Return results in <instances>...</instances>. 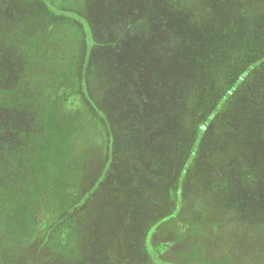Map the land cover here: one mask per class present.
Segmentation results:
<instances>
[{
    "label": "trees",
    "instance_id": "trees-1",
    "mask_svg": "<svg viewBox=\"0 0 264 264\" xmlns=\"http://www.w3.org/2000/svg\"><path fill=\"white\" fill-rule=\"evenodd\" d=\"M43 1L48 15H64V35L69 46L64 49L60 67L56 68L57 80L45 85L55 91L41 92L30 103L33 121L28 127L23 123L16 130L9 119L17 107L29 103L18 95L26 85L12 79L19 78V74L27 75L28 69L42 62L41 28L34 27L36 31L20 33L17 37L26 58L19 74L11 67L3 70L0 65V111L5 114L0 121V253L11 242L20 244L33 237L37 209L46 215L42 249L55 240L61 244L64 231L78 221L86 222L89 195L102 182L91 184L94 165L87 155L92 146L84 144L85 128L73 117L77 111L78 114L85 111L97 127L104 156L108 154V143H117L118 154L123 158L136 156L125 143H142L141 147L147 146L148 150L140 159H145L150 168L155 167L158 156L173 158L172 151L163 148L165 144L196 143L193 159L201 142L217 143L211 155L221 161L224 154L225 170L231 169V177L224 183L225 192H233L232 177L240 172L244 173L238 175L242 181L253 180L247 186L238 182V189L241 193L258 191L250 202L255 210L251 222L263 226L264 57L234 68L232 79L213 93L210 102L202 96L212 93L213 79L206 81L202 71L208 63L209 36L227 34L228 29L222 23L218 26V19L236 0H170L167 4H162L163 0L142 3L136 0L137 5L128 4L126 11L122 7L123 13L117 14L116 23L109 25L117 27L103 28L96 34L86 24L88 20L76 14L74 8L61 9L72 0H59L56 6H52L51 0ZM243 1H252L260 12L264 9V0ZM260 14L257 15L262 18ZM247 17L253 16L241 17L242 28ZM229 22L232 28L233 23ZM259 30L264 32V21ZM83 31L92 32L89 45L99 53L96 46H100L105 33V37L109 34V54L117 53L122 61L116 77L111 71L110 56L109 60L101 61L108 71L103 78L97 70L95 79L104 80L101 94L99 89L91 93L87 83V66H93L92 60H96L88 63L89 57L85 61L77 58L76 43ZM154 31L158 37L152 39ZM173 35L175 40L171 42ZM158 43L161 46L155 48ZM173 52L182 54V60L174 59ZM106 61L109 66L104 65ZM194 62L196 71L192 69ZM52 68L47 65L44 69ZM175 154L178 155L176 150ZM120 162L123 165L121 158ZM232 172L236 174L232 176ZM88 184L90 188L85 192ZM230 186L231 191L227 190ZM66 191L70 194L65 195ZM78 253L74 248L68 255L72 259Z\"/></svg>",
    "mask_w": 264,
    "mask_h": 264
},
{
    "label": "rangeland",
    "instance_id": "rangeland-1",
    "mask_svg": "<svg viewBox=\"0 0 264 264\" xmlns=\"http://www.w3.org/2000/svg\"><path fill=\"white\" fill-rule=\"evenodd\" d=\"M72 1L68 2V7L63 6L61 9L74 8L76 14L80 13L88 20L86 24L94 34L97 31L100 33L103 28L117 27L109 25L116 23L117 14L123 13L122 7L126 11L128 4L137 5L136 0ZM137 2L142 3L143 0ZM161 2L167 4L170 0ZM248 2L236 0L233 5L227 6L224 16L218 19V26L222 23L223 28L228 29L227 34L215 38L214 35L209 36L208 63L204 64L202 70L206 81L211 77L213 79L210 82L212 93L202 95L207 102H210L214 92L225 87L228 80L232 79L231 74L236 70L234 68L248 60L264 57V32L259 30L264 21V9L260 12L258 5ZM50 3L56 6L60 1L51 0ZM257 14L262 15L263 19ZM53 15L47 14L43 0H0L2 69L8 70L11 67L19 74L26 59L17 42L20 33H31L36 31L34 27H40V39L44 45L40 51L43 55L42 62L39 58L40 64L28 69L27 75L19 74V78L12 79L13 82L26 85L18 95L29 102L23 107H17L9 116L16 125V130L20 125L24 126L23 123L27 127L32 123L30 103L37 95L49 90L55 91L45 85L50 81L54 84L57 80L56 68L60 67L64 49L69 44L64 35V15ZM242 16H253L245 18V28L241 26ZM229 21L233 23L232 28ZM21 23L23 27L20 26ZM80 33L76 43L78 61H85L87 57L88 63L92 59L96 60H92L95 62L93 66H87V83L91 93L99 89L101 94L104 92V80L95 77L97 70H100L99 77L106 78L108 74L102 62L109 60L110 56L111 71L115 72L116 77L122 61L117 53L109 54V34L105 37V33L99 41L100 46H96L100 54L95 52V47L91 50V34L84 31ZM155 37H158L156 31L152 33V39ZM173 40L174 35L173 38L171 36V42ZM160 46L158 43L154 47ZM170 47L174 49V45ZM175 57L182 60L179 52H173V58ZM47 65L53 68L45 70ZM104 65L109 66V61ZM192 69L196 71L195 62ZM4 116L0 111V121ZM73 117L85 128L84 144L92 146L87 155L94 165L90 173L94 177L91 184L102 182L100 188H95L89 195V212L84 220L86 222L78 221L73 228L64 231L60 237L61 244L55 240L51 246L42 249L46 215L44 211L37 209L33 237L20 244L11 242L0 253V264H217V261L228 264H264V223L260 226L251 222L255 210L250 202L255 200L258 191L239 192L238 182L247 186L253 180L247 178L242 181L238 175L242 176L244 173L232 172V176L236 174L235 178L232 177L233 192H225L224 183L231 177V169L225 170L224 154L221 161L211 155L213 145L217 143L201 142L193 159L191 154L196 143H178L176 146L174 143L171 146L170 143L165 144L163 148L170 149L173 158L158 156L155 158L157 164L150 168L145 159H140L148 150L147 146L142 148V143H125V147L135 152L136 156L123 158L118 154L117 143H108V154L104 156L98 129L92 125L86 112L78 114L77 111L73 113ZM175 150L178 152L177 156ZM120 158L124 161L123 165ZM231 186L227 190L231 191ZM89 188V184L86 185L85 192ZM67 192L64 194L69 195L70 191ZM74 248L79 253L77 258L71 259V254H68Z\"/></svg>",
    "mask_w": 264,
    "mask_h": 264
}]
</instances>
